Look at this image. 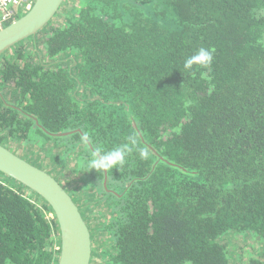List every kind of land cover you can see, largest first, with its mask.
I'll list each match as a JSON object with an SVG mask.
<instances>
[{"label": "trees", "instance_id": "16d2710c", "mask_svg": "<svg viewBox=\"0 0 264 264\" xmlns=\"http://www.w3.org/2000/svg\"><path fill=\"white\" fill-rule=\"evenodd\" d=\"M64 18L0 64V141L82 146L110 207L106 264H232L227 235L264 238V0H78ZM202 47L210 68L186 71ZM124 145L122 167L87 166ZM32 192L0 182V264H58L57 219Z\"/></svg>", "mask_w": 264, "mask_h": 264}, {"label": "water", "instance_id": "95a60500", "mask_svg": "<svg viewBox=\"0 0 264 264\" xmlns=\"http://www.w3.org/2000/svg\"><path fill=\"white\" fill-rule=\"evenodd\" d=\"M64 1L35 0L27 12L1 28L0 56L15 44L37 35L56 16ZM0 172L35 191L52 207L61 238L58 264H92L91 228L64 184L49 171L19 155L1 141Z\"/></svg>", "mask_w": 264, "mask_h": 264}, {"label": "rangeland", "instance_id": "374dc122", "mask_svg": "<svg viewBox=\"0 0 264 264\" xmlns=\"http://www.w3.org/2000/svg\"><path fill=\"white\" fill-rule=\"evenodd\" d=\"M77 3L78 0H65L62 10L54 17V23L57 25L62 24L65 20V15L67 13L69 14V12L72 11V6ZM42 35L43 33H40V36ZM29 42L30 39H27L24 41L23 45H27ZM12 54L13 49H10L7 53L2 55L0 57V64H4V61L6 60L5 58L9 57ZM5 90L8 91V89ZM8 97H11V95H8ZM9 147L14 151H17L19 155L27 158L29 161H35L38 166L46 169L51 174H53L62 184L65 185L68 191L72 193L75 201L87 214L91 213V211H86L87 206L88 208H92L93 210H95L92 211L93 214H91L87 220L91 228L93 237L92 264H106L108 253L111 250L113 251V248L111 247L112 241L110 240L108 232L102 230V222L104 221V218H109L110 213L108 210L110 207L108 208L105 205V202H98V199L102 195L96 196L97 194L96 192H94L93 188L94 185H88L83 180V172L86 171H81L79 168H77V164L79 163L80 159L79 150L82 146L77 149H73L66 155H63L64 151L60 147V149L56 146L51 145L39 147L35 144L24 141L23 143H10ZM33 161L31 162L33 163ZM41 165H43L44 167ZM0 177L3 178L4 181H6L9 185L16 188H28L26 187V185L18 182L16 179L2 172H0ZM32 193L37 197L38 194L36 192ZM231 235L232 234L227 236H229L233 240L237 239V241L231 242L230 250L232 264H249L251 255H255L264 259V238L262 239V237L260 238L258 236L255 237L250 233L245 236L234 235V237ZM60 241L61 238L58 233L55 238L53 249H60ZM238 255H240V259L237 257Z\"/></svg>", "mask_w": 264, "mask_h": 264}, {"label": "clouds", "instance_id": "9594fccd", "mask_svg": "<svg viewBox=\"0 0 264 264\" xmlns=\"http://www.w3.org/2000/svg\"><path fill=\"white\" fill-rule=\"evenodd\" d=\"M213 62V51L207 48H200L196 54L188 57L184 61V69L191 72L193 70V65H198L201 68L208 69L210 68ZM203 79L210 80L207 72L201 74ZM192 103V101H188ZM131 144L135 145L136 140L134 137H130ZM132 149L128 145H124L118 148H115L110 151H104L100 148L95 149L90 153V159L87 161V166L90 169L95 170H109L113 168L122 167L126 163V157ZM149 152L147 149L140 151V156L142 159H147Z\"/></svg>", "mask_w": 264, "mask_h": 264}, {"label": "built area", "instance_id": "2783aa9c", "mask_svg": "<svg viewBox=\"0 0 264 264\" xmlns=\"http://www.w3.org/2000/svg\"><path fill=\"white\" fill-rule=\"evenodd\" d=\"M35 0H0V29L15 19L20 12H27ZM0 180H3L0 178Z\"/></svg>", "mask_w": 264, "mask_h": 264}, {"label": "bare ground", "instance_id": "6f19581e", "mask_svg": "<svg viewBox=\"0 0 264 264\" xmlns=\"http://www.w3.org/2000/svg\"><path fill=\"white\" fill-rule=\"evenodd\" d=\"M9 50H10V49H8V50H5V51H4V52L1 54V56H2V55H4V54H5V52H7V51H9ZM1 56H0V57H1ZM17 181H18V180H17ZM0 182H3V183H5V184L7 183L6 181H3V180H0ZM18 182H20V181H18ZM50 213H51V215H52V216H54V217H55V215H54V212H53V211H51ZM60 245H61V241H60ZM60 251H61V249H60Z\"/></svg>", "mask_w": 264, "mask_h": 264}]
</instances>
